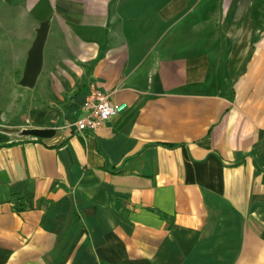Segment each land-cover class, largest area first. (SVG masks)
Returning a JSON list of instances; mask_svg holds the SVG:
<instances>
[{
	"label": "crops",
	"instance_id": "obj_1",
	"mask_svg": "<svg viewBox=\"0 0 264 264\" xmlns=\"http://www.w3.org/2000/svg\"><path fill=\"white\" fill-rule=\"evenodd\" d=\"M0 264H264V0H0Z\"/></svg>",
	"mask_w": 264,
	"mask_h": 264
},
{
	"label": "built area",
	"instance_id": "obj_2",
	"mask_svg": "<svg viewBox=\"0 0 264 264\" xmlns=\"http://www.w3.org/2000/svg\"><path fill=\"white\" fill-rule=\"evenodd\" d=\"M127 105L113 104L110 96L101 91H95L83 105L84 115L77 120L79 132L95 131L105 122L125 111Z\"/></svg>",
	"mask_w": 264,
	"mask_h": 264
},
{
	"label": "water",
	"instance_id": "obj_3",
	"mask_svg": "<svg viewBox=\"0 0 264 264\" xmlns=\"http://www.w3.org/2000/svg\"><path fill=\"white\" fill-rule=\"evenodd\" d=\"M48 34V22L42 23L37 31L36 39L28 52L25 71L20 80V85L24 87H34L37 77L41 72L43 64V49ZM55 130L41 128H25L22 129V136H31L34 138H49L53 136Z\"/></svg>",
	"mask_w": 264,
	"mask_h": 264
},
{
	"label": "trees",
	"instance_id": "obj_4",
	"mask_svg": "<svg viewBox=\"0 0 264 264\" xmlns=\"http://www.w3.org/2000/svg\"><path fill=\"white\" fill-rule=\"evenodd\" d=\"M162 216H164V217H166V218H169L167 215H164V214H162Z\"/></svg>",
	"mask_w": 264,
	"mask_h": 264
}]
</instances>
